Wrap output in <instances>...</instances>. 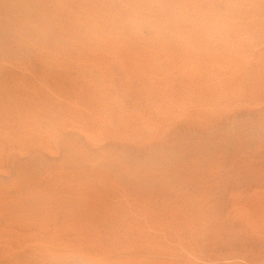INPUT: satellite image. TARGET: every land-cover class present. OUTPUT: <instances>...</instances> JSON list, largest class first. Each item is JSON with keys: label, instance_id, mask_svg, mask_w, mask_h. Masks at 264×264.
<instances>
[{"label": "bare ground", "instance_id": "6f19581e", "mask_svg": "<svg viewBox=\"0 0 264 264\" xmlns=\"http://www.w3.org/2000/svg\"><path fill=\"white\" fill-rule=\"evenodd\" d=\"M0 264H264V0H0Z\"/></svg>", "mask_w": 264, "mask_h": 264}, {"label": "rangeland", "instance_id": "374dc122", "mask_svg": "<svg viewBox=\"0 0 264 264\" xmlns=\"http://www.w3.org/2000/svg\"><path fill=\"white\" fill-rule=\"evenodd\" d=\"M8 44L10 45V43H8ZM11 44H12V43H11ZM15 44H16V43H15ZM15 44H14V45H15ZM12 45H13V44H12ZM12 45H11V46H12ZM8 47H9V46H8ZM18 60H19V61H20V60L22 61V58H21V59H20V58H18ZM19 61H18V62H19Z\"/></svg>", "mask_w": 264, "mask_h": 264}]
</instances>
